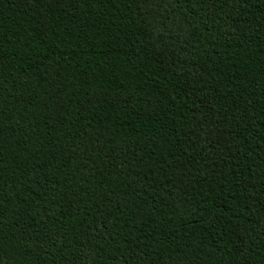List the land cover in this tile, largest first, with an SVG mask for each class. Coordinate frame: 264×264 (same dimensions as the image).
I'll list each match as a JSON object with an SVG mask.
<instances>
[{
  "label": "trees",
  "instance_id": "obj_1",
  "mask_svg": "<svg viewBox=\"0 0 264 264\" xmlns=\"http://www.w3.org/2000/svg\"><path fill=\"white\" fill-rule=\"evenodd\" d=\"M0 264H264V0H0Z\"/></svg>",
  "mask_w": 264,
  "mask_h": 264
}]
</instances>
